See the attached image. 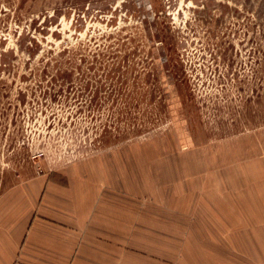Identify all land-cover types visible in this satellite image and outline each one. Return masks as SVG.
<instances>
[{"label":"rangeland","instance_id":"rangeland-1","mask_svg":"<svg viewBox=\"0 0 264 264\" xmlns=\"http://www.w3.org/2000/svg\"><path fill=\"white\" fill-rule=\"evenodd\" d=\"M25 179L130 264H264V0H0V193Z\"/></svg>","mask_w":264,"mask_h":264},{"label":"crops","instance_id":"crops-1","mask_svg":"<svg viewBox=\"0 0 264 264\" xmlns=\"http://www.w3.org/2000/svg\"><path fill=\"white\" fill-rule=\"evenodd\" d=\"M83 199L68 190L51 194L32 179L1 192L0 264H130L116 257L114 224L101 222L98 205Z\"/></svg>","mask_w":264,"mask_h":264}]
</instances>
